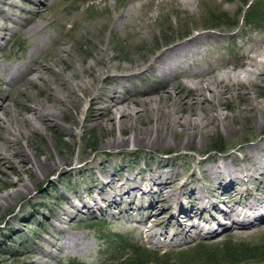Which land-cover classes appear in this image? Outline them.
Returning <instances> with one entry per match:
<instances>
[{
    "label": "bare ground",
    "instance_id": "obj_1",
    "mask_svg": "<svg viewBox=\"0 0 264 264\" xmlns=\"http://www.w3.org/2000/svg\"><path fill=\"white\" fill-rule=\"evenodd\" d=\"M186 1L193 3V0ZM16 2L0 0V48L5 45L2 41L4 33H17L18 37L29 40L31 46L26 65L4 64L0 53V77L13 86L22 84L25 87H16L20 98L10 96L12 91L9 90L10 93L6 92L0 103V173L11 189L3 191L0 188L2 209L22 198L33 203L37 195H32V187L50 172L61 170L63 160L59 156L51 158L43 151L46 155L43 159L39 157L41 152H35L32 158L28 151L32 149L29 142L32 134L44 135L47 128L62 126L65 115L70 118L65 131L70 135L78 124L82 127L91 123L101 128H117L120 135L103 145L119 149L117 153L129 144L149 146L151 149L170 147L173 137L178 138L177 147L182 149L196 140L201 145L210 129L219 125L231 133L234 126L228 122L230 115L222 110L233 108L227 101L235 96L246 104V111L251 113L250 118L257 127L264 125V99H261L264 97V35L256 37L249 45H242L236 60L218 64L217 59L202 58V40L213 35L199 32L164 48L141 68L140 64L139 67L125 69L123 74H114L117 67L111 63L114 56H107L108 51L102 44L103 32L99 33L98 42L86 38L84 43L89 44V48L84 50V57L74 58L67 40H55L45 33L52 24L46 14L48 0H26L30 3L28 9L21 8V5L17 7ZM5 5L25 9L24 14L18 16L12 10H6ZM121 15L106 16L109 31L116 27ZM75 24L73 22L74 31L78 29ZM86 25L83 24V27H88ZM92 34L94 32L91 38ZM136 35L131 33L133 38ZM222 35L227 37V34ZM192 65L196 70H188ZM153 74L160 79L159 82L165 80L167 83H160L152 90L145 87L139 92L137 89V97L128 95L130 90L134 93L132 90L135 88L129 90L127 83ZM106 83L113 85L107 88ZM81 115L82 121L79 120ZM126 132L130 136L124 137ZM238 150L244 153L243 160L247 164L237 168L239 163H234L236 173L227 164L206 168V174L212 180H223H220L221 192L217 195H202V191L194 185L197 180L193 173L188 178L179 177L180 174L174 171H158L148 177L142 174L121 176L107 169L105 162L100 163L99 176L93 177L83 192L75 191V200L61 195V201L66 205H58V213L53 214L59 224L50 223L44 229L47 236L42 235L39 239L44 237L45 247H38L34 253L23 257L22 263L51 264V260H59L69 253L88 251V242L76 234H66L62 225L83 214L91 216L94 207L102 216L112 219L114 209L126 204L119 212L123 221L127 224L138 222L142 228L145 227L141 234L151 242L156 236L166 238V228L171 224L175 230L170 233L169 241L180 244L192 236L212 237L220 231L241 230L242 233V229H251L263 223L264 137L254 144L241 145ZM6 166L10 168V173L6 171ZM84 166L90 168L88 163ZM60 173L67 174L64 170ZM10 174L17 179L8 180ZM244 178H251L257 183L255 192L237 188L242 187ZM184 201L190 202V205L184 206ZM193 217H196L195 221ZM13 219L21 223L23 212L6 221L5 229L19 230ZM46 220L49 223V219Z\"/></svg>",
    "mask_w": 264,
    "mask_h": 264
},
{
    "label": "rangeland",
    "instance_id": "obj_2",
    "mask_svg": "<svg viewBox=\"0 0 264 264\" xmlns=\"http://www.w3.org/2000/svg\"><path fill=\"white\" fill-rule=\"evenodd\" d=\"M15 1H17V7L19 5L25 9L30 7V3L25 2L26 0ZM181 1L184 0H48L46 14L52 24L47 27L45 33L55 40H67L72 56L82 58L84 50L89 48V44L84 43L85 39L89 38L98 42V35L103 32L105 36L102 38L104 39L102 44L108 51L107 56H114L111 63L117 67L115 69L117 71L113 70L114 74H123L125 69L130 70L136 65L139 67L140 64L141 68L164 48L199 32L213 35L202 40L201 49L204 51L202 58L217 59L218 64H223L230 59L236 60L242 51V45L247 43L249 45L253 39L264 35V0H193V3ZM17 7L4 6L6 10H12L18 16L23 15L25 9L20 10ZM115 15H121V19L119 18L116 27L109 31L106 16L114 17ZM101 21L104 22L101 23ZM73 22L78 26L75 31L72 29ZM83 24H87L88 27H83ZM90 32H94L93 39L90 37ZM81 33L88 34L81 35ZM131 33L137 35L133 38ZM222 34H227V37H223ZM3 35L1 37L3 36L2 41L5 45L0 48L4 58L2 62L9 65H26L29 61L30 41L18 37L17 33ZM231 35L235 36L230 39ZM88 60L91 61V59ZM188 70L196 69L192 65L188 67ZM159 80L156 74H153L146 75L134 83H127L126 87L129 90L135 88L132 90L134 93H130V90L128 95L137 97L139 94L137 89L142 92L139 89L146 87L147 90H152L156 86L167 83L165 80L160 82ZM4 81L0 77V103L9 90L12 91L9 92L10 96L20 98L16 87L18 89L25 87H22L20 83V86H13L12 83ZM112 85V83H106L107 88ZM33 91H31L32 94H34ZM151 95L156 96V94ZM228 102L233 108L223 109L222 112L230 115L228 122L234 126V131L229 133L222 125H219L216 129H210L202 139L201 145L196 140L185 149L177 147L178 138L173 137L170 147L161 146L151 149L149 146L138 147L129 144L122 149V154L117 153L119 149L103 146L107 141L120 135L117 128H101L91 123L82 127V124H78L70 135L65 132L70 119L68 115L64 116V121H61L62 126L49 127L44 135L32 134L29 138L32 147L28 151L30 156L34 158L35 152H41L42 155L39 157L43 159L46 156L43 151L47 152L51 158L59 156L63 160L61 170L67 174L62 175L59 169L40 179L39 184L32 187V195L37 197L31 204L22 198L10 203L4 209L0 207V264H23V257L31 255L38 247H45L44 237L47 235L44 229L48 228L50 223L59 224L53 214L58 213V205L60 207L66 205L61 201V195L75 200V191L83 192L91 184L92 178L99 176L100 167L98 166L103 162L107 169L120 173L121 176L142 174L148 177L158 171L168 173L174 171L180 174L179 177L188 178L193 173L197 180L194 185L202 191V195L219 194L220 182L223 180H212L206 174V168L214 167L216 164H227L236 173L234 163H239L237 168L247 164L243 160L244 153L238 150L239 146L254 144L256 140L264 137V125L257 127L253 118H250L251 113L246 111V104L239 96L228 99ZM137 109L140 110V108ZM81 117L83 115L79 117L82 121ZM141 128L144 127L141 126ZM128 135L130 136V133L126 132L123 136ZM214 146H220V149H211ZM86 163L90 165V168L84 166ZM5 169L10 173L8 166ZM23 177L26 178V174H23ZM16 179L14 174H10L8 180ZM250 179L244 178L242 187L237 186V188L255 192L257 183ZM0 188L3 191H11L7 179L1 173ZM75 202L78 203V201ZM125 205L114 209L112 219L102 216L94 207L91 210L93 213L91 216L83 214L76 220L67 221V224L62 225L63 231L68 235L76 234L80 239L88 242V251L80 254L69 253L59 260H51V264L70 262L127 264L128 261V264H197V257L200 254L206 255L205 257L211 261L222 258L225 263L230 264L231 258L241 257L244 249L264 247V222L256 224L251 229H242V233L241 230L220 231L212 237L192 236L188 241L180 244L169 241L170 233L175 230L171 224L166 228V238L156 236L153 239L154 242H151L141 234L145 227L142 228L138 222L127 224L123 221L119 212ZM189 205L190 202L184 201V206ZM20 211L24 215L23 221L20 223L13 219V224H18L19 230L5 229V222ZM46 219H49V223ZM179 219L184 220L183 217ZM192 220L195 221L196 217ZM221 221L224 220L221 219ZM155 232L160 231L155 230ZM42 235L44 241L39 239ZM228 251H232L233 256L226 258L231 255L227 253ZM248 255V259L236 264H264V254L249 252ZM126 256L127 259H125Z\"/></svg>",
    "mask_w": 264,
    "mask_h": 264
},
{
    "label": "trees",
    "instance_id": "obj_3",
    "mask_svg": "<svg viewBox=\"0 0 264 264\" xmlns=\"http://www.w3.org/2000/svg\"><path fill=\"white\" fill-rule=\"evenodd\" d=\"M247 7H248V4H247ZM92 149H94L93 147H91ZM211 149H213V150H218V149H220V146H214V147H212ZM264 248V247H263ZM263 248H260V249H258V248H255V249H244V250H242L243 251V255L241 256V257H239V258H237V259H235V258H231L232 259V261H230V264H236V263H240V262H242V261H244V260H246V259H248V257H249V255H248V253L249 252H252L253 254H264V250H263ZM246 250V251H245ZM242 251H240V252H242ZM239 252V251H238ZM238 252H236V253H238ZM228 254H231V255H229V256H227L226 258H229V257H231V256H233V253H232V251H228L227 252ZM206 255H204V256H202L201 254L197 257V264H228L229 262H227V263H225V261H224V259H219V260H209L207 257H205ZM68 264H76V263H74V262H70V263H68Z\"/></svg>",
    "mask_w": 264,
    "mask_h": 264
}]
</instances>
